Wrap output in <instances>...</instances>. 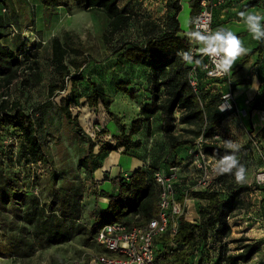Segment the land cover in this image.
I'll return each instance as SVG.
<instances>
[{
	"label": "rangeland",
	"instance_id": "374dc122",
	"mask_svg": "<svg viewBox=\"0 0 264 264\" xmlns=\"http://www.w3.org/2000/svg\"><path fill=\"white\" fill-rule=\"evenodd\" d=\"M181 1L182 9L178 14L180 22L183 21L186 12L185 2L187 1L188 4L189 0ZM165 2L166 0H119L118 7L130 16V20L121 30L113 34L109 33V19L99 10L84 11L74 6L46 9L40 4L41 9L45 8V11L40 13L34 4H31V9L27 8L23 0H16L12 8L5 6L4 13L14 18L15 23L7 25V28L13 33L11 39L15 40V47L20 46L19 49L14 50L20 64L15 68L14 78L9 83H6L7 76H0V105H5V109L15 106L31 115L36 136L48 162L32 164L26 161L12 129L0 125V160L3 164L4 177L18 192L35 196L41 202H48L52 190L61 185L75 189L80 196L79 221L84 224V232L73 234L69 241L61 244L38 247L29 257L0 255V264H95L94 257L102 251L93 240L86 238L88 237L86 234L94 222L93 215L100 211L97 207L99 192L93 179L82 166L81 159L88 152L90 143L96 144L100 139L110 138V135L102 134L101 129L107 127L112 132H118L123 126L125 130H128L131 120L139 113L140 105L146 101L145 97L151 95L146 90L147 87H152L149 70L125 63L121 54L124 48L132 44H143L147 39L161 36L169 29ZM262 4L264 6V0ZM246 8L247 4L241 10ZM40 16L43 25L31 26ZM30 21H32L31 24ZM29 27H32L33 33H24V30ZM53 37H58L61 43L66 41L68 45V55L65 59L70 71L68 75L59 74L51 61L50 39ZM71 47L77 52H72ZM69 59H76V61L84 59L85 62L80 69L75 70L68 64ZM251 65L254 66L252 78H254L253 85L257 88V93L249 102L247 109L244 108L247 115L239 117L234 109L229 113L221 114L220 123L212 135V137L218 136V140L215 141L219 144L225 145L226 140L238 143L242 147L238 156L247 170L246 178L242 182H237L234 171L232 173L219 171L216 174L212 186L220 193L221 198L226 197L229 184L246 182L264 184V180L257 179V175L264 171V115L258 121H252L250 116L251 106L264 89V41L260 51L253 54L247 64L246 77ZM234 67L228 71L230 87L242 80L233 78ZM79 72L85 78L95 82L112 98L110 110L115 117H110L101 104L96 108L87 105L85 96L90 89L88 82L78 80L73 83L70 80L71 74ZM119 80L128 81L129 89H137L139 95L136 100L116 89L115 82ZM223 82L201 79L200 83L203 87L201 95L204 102L220 103L221 95L228 85V82L226 84ZM250 82H252L251 78ZM51 83L62 85V90L50 95L48 85ZM72 90L78 98L68 104L71 114V118L68 119L62 107ZM158 97L160 101L165 99L164 88H160ZM256 110L261 108L258 107ZM262 111L264 112V109ZM181 113L180 109L174 112L176 126L172 134L178 139H188L189 144L174 150L170 149L166 135L159 133L155 138V149H146L145 142L148 139L142 136L144 144L140 153L150 155L148 154L150 150L153 159L156 157L157 162H160L157 156L162 155L163 160L166 161L168 157L166 151H168L171 155L167 160L169 166L178 167L179 177L184 178L181 183L186 188L185 192H189L195 191L189 187L193 184L197 173L194 164L196 143L206 139L204 135L208 122V110L206 109L205 118L202 120L183 124L178 122ZM73 118L77 119V125ZM212 137L210 139H213ZM175 150L179 152V155L173 156ZM124 155L121 157L122 160L126 158L131 160L130 156ZM127 166L129 164L125 162L124 167ZM114 186L112 179H109L99 185V188L111 192ZM190 197L188 199H191ZM193 203L194 207L192 208L191 204L190 211L185 217L191 221H198L196 205L200 204L201 200ZM250 204L249 194L245 195L242 208L236 210L233 215L241 213ZM17 205L22 209L23 202ZM105 205L98 203L102 210L106 208ZM230 223L233 226L231 231L234 229L237 231V228H234V221L230 220ZM239 237L248 239V243H259V247L249 261L237 264H264V233L258 231L257 227L253 229L249 237L244 234L236 236L230 233L217 251H208L201 244L199 247L201 257L196 259V264H217L220 256L226 257L228 254L239 252L238 247L246 243L236 240ZM260 239L262 240L259 241Z\"/></svg>",
	"mask_w": 264,
	"mask_h": 264
},
{
	"label": "trees",
	"instance_id": "16d2710c",
	"mask_svg": "<svg viewBox=\"0 0 264 264\" xmlns=\"http://www.w3.org/2000/svg\"><path fill=\"white\" fill-rule=\"evenodd\" d=\"M4 0H0L3 2ZM119 0H39L42 6L47 9L57 7L70 8L74 6L78 9L89 11L99 10L109 19V33L113 34L121 30L130 20V16L125 14L118 7ZM181 0H166V20L170 27L161 36L151 37L143 44H132L123 49L122 60L133 66H141L148 71L152 87H147L151 94L145 97L139 107L138 115L130 122L128 130L121 126L119 135L115 142L104 141L99 145L97 152L93 151L95 143H90L88 152L81 159L82 166L89 173L92 179L93 171L99 167L100 157L111 151L122 148L121 153L125 154L131 149L141 146L139 139H133V135L141 130L142 124L149 121L151 117L159 113L161 119V131L166 135L170 149L189 144L188 139H178L172 134L175 129V115L177 109L182 110L178 117V122L191 123L205 118V111L208 110V122L206 125L205 138L202 142L203 151L220 160L223 156L230 154L231 150L225 145L210 140L214 129L219 125L221 114L218 104L204 102L202 98V85L200 83L199 93L193 91L189 85L185 72L187 70L184 53L189 49L187 37L193 32V20L198 11L200 0H189L190 7L188 36H178L180 31L177 16L181 10ZM262 41L243 55L235 65V72L240 71L249 61L253 54L260 51ZM68 45L66 41L61 43L58 37L50 40L51 61L59 74H70L65 59L68 55ZM71 51L76 53V49L71 47ZM69 65L75 70L80 69L85 60L69 59ZM20 64L17 53L9 48H5L0 41V76H7L6 83L14 78V70ZM254 66L249 68V78L241 80L238 84H249L253 76ZM70 80L75 83L78 80H86L90 85L89 92L85 100L89 107L96 108L101 104L110 117L115 114L110 110L112 98L103 92L98 85L90 79L85 78L81 73L71 74ZM129 82L119 80L115 82L118 91L136 100L139 93L137 89H129ZM160 88L165 89V99L159 100L158 92ZM62 90V85L51 83L48 85V93L51 95L55 91ZM78 95L71 91L70 96L65 100L62 107L64 115L70 119L71 114L68 104L74 102ZM264 102V89L260 93L252 109L260 107ZM77 125V119L73 118ZM0 125L12 129L16 141L23 151V157L32 164H46L47 156L44 154L39 140L35 133V125L31 115L23 109L12 107L5 109V105H0ZM102 134L107 133L106 129H101ZM240 147L237 155L240 154ZM3 164L0 160V255H13L18 257H29L36 249L57 245L67 242L73 234L83 233L84 224L80 218V196L71 187L61 185L52 190L48 202H41L37 197L18 192L12 183L5 179L3 174ZM154 169L151 165L144 169L134 170L128 179L122 177L112 178V182L118 187L116 195H105L108 204L104 210L97 211L93 215V224L86 234L87 239L93 240L96 229L103 223L112 221H123L130 225L146 227L147 221L158 212L159 187L153 178ZM254 190L264 192V184H229L226 190V197L221 198L220 193L215 189L203 191H189L187 195L201 200L198 206V221L186 220L183 216L177 220V230L170 238L163 234L156 239L159 245L156 259L161 264H189L192 258L197 256L201 244L208 251H217L225 238L231 233V226L228 219L236 210L242 208L243 197ZM185 193L181 195L180 202L185 198ZM23 202L22 209L19 205ZM264 202V197L262 198ZM17 205V206H16ZM10 209L9 211H7ZM248 239L242 238L245 242ZM173 243L171 253L168 256L164 248L167 243ZM209 242V243H208ZM240 250L235 254H228L226 257L220 256L217 264H237L249 261L257 252L258 246L254 243H243L238 247Z\"/></svg>",
	"mask_w": 264,
	"mask_h": 264
},
{
	"label": "built area",
	"instance_id": "2783aa9c",
	"mask_svg": "<svg viewBox=\"0 0 264 264\" xmlns=\"http://www.w3.org/2000/svg\"><path fill=\"white\" fill-rule=\"evenodd\" d=\"M225 1L200 0L198 11L193 20V30L205 33L209 30H216L218 27L213 23L212 9ZM187 39L189 49L186 53L191 55V60H185L187 65L185 77L193 91L199 93L202 78L206 79V81H224V84L228 82L225 92L221 95L218 109L222 113H229L234 109L239 117H245L247 115L246 110H236L234 108V95L228 78L229 70L225 72L219 66L218 58L204 51L203 45L195 44V41L190 36ZM197 61L200 63L197 64ZM212 138L214 141L218 140L217 135ZM206 140H200L196 143L194 164L197 173L193 184L189 187L195 191L213 189L214 177L219 172V160L207 155L202 149V142ZM259 176H261L260 180H264V171L257 175V179H259ZM153 178L159 187L157 214L147 221L145 228L130 225L123 221L101 224L96 229L93 237L94 243L102 251L94 257L95 264H161L156 259L157 251L159 250L156 239L163 234H167L170 238L175 235L178 218L186 215L184 201L187 192H185V198L181 203V193H179L177 188V184L180 182L177 166H171L168 172H162L157 169L153 173ZM173 247L174 244L169 242L164 248L168 256ZM189 264H196L195 257L192 258Z\"/></svg>",
	"mask_w": 264,
	"mask_h": 264
},
{
	"label": "crops",
	"instance_id": "0c3cea01",
	"mask_svg": "<svg viewBox=\"0 0 264 264\" xmlns=\"http://www.w3.org/2000/svg\"><path fill=\"white\" fill-rule=\"evenodd\" d=\"M15 1L16 0H4L3 2H0V41L5 48H9L12 50L19 49L20 46L15 47V43H14L15 40L12 41L11 39V36L13 35V33L10 31L9 28H7V25L9 24L13 25L15 23L14 18L4 13V11H5V6L7 7L9 6L10 8H12ZM262 1L263 0H226L224 3L212 9L213 23L217 27H223V28L233 31L236 35H238L241 38L244 46L249 51L250 49L254 48L256 42L258 43V41L252 38L251 34L249 33L247 29V26L243 22V19L240 17L239 13L243 11V12L250 13V14L264 15V6L262 4ZM23 2L26 4L27 8L31 9V4H34L40 13L45 11V8L41 9L40 7L41 3L39 2V0H23ZM180 4H181V9H182V1L180 2ZM185 4H186V12L184 14L183 21L180 22L177 16V20L179 23V29H180L177 35L180 37L185 36V35L188 36L187 33L190 30V25H189L190 7H188L189 5L187 4V1L185 2ZM246 4H247V8L245 10H241V8ZM58 8H61V7H57L54 9H58ZM41 20H42V17L40 16L34 20L33 24H31L32 21H30V24L31 26L34 24H36L37 26L43 25ZM26 32L33 33L32 27H29L27 28V30H24V33ZM195 44L202 45L196 41H195ZM13 47L15 49H13ZM242 56L243 55L237 58V60L233 63L232 67L236 65V63ZM247 64L240 71L238 72L234 71L233 78H237V79L239 78L242 80L249 78V70H248V77H246ZM252 77H251L252 82H250L249 84H238L240 82L239 81L238 83L235 84V86L231 87V90L234 95L233 105L236 110H243L244 108L248 107L249 102L257 93V88L254 87L253 85L254 78ZM260 108L261 110H256V109L251 110L250 116H251L252 121L254 120L258 121L261 119V116L264 115V112L262 111L264 109V102L260 105ZM105 128L107 131V133L105 134L107 136L110 135V138H103V139L98 140L97 143L95 144V149L93 150L94 152L98 151L99 145L104 141H109L111 143H114L115 142L114 138L118 136L120 133L119 130L118 132L117 131L112 132L111 130L107 129V127ZM159 133L162 135L163 132L161 131L160 115L159 113H157L153 117H151L149 121H145L142 124L141 130L138 133L133 135L132 137L133 139L135 140L139 139L141 141V146L137 149H131L127 153H125V155L131 157V160H128L127 158L126 160H122L121 157L123 156V153L120 152L122 148H119L117 151H111L107 154L101 155L99 167L96 168L92 173V179L95 185L97 186V189L99 192V196L97 197V207H99L100 210H102L103 208L101 206H98V203L106 204L105 206H107L108 204V199L106 198L105 195L107 194L116 195L118 191V187L116 186H114L111 192H107L99 188V185H102L104 182H107L109 179L115 178L117 176L128 179L134 170L138 168L144 169L145 167L149 165H151L156 170L158 169L162 172H168V170L170 169V166H169V161L167 160H168V157L171 156L168 151H166V154L168 155V157H166L167 162L164 161L165 159L163 160L162 155L157 156L160 159V162H157L158 159L156 157H154L153 159V155L150 150L148 152V154L150 155H142L140 153L142 152L141 149L144 144V142L142 141V136H145L148 139L145 142L146 149L154 150L155 145H156L155 138L157 134L159 135ZM173 152H174L173 156L179 155V152L177 150ZM123 161L127 162L129 166L124 167L125 162ZM182 181H184V178L180 177V182L177 184V188L179 190V193H181V195L185 193L186 191L185 190L186 188L183 186V183H181ZM245 184H250V183L246 182ZM249 196L251 200V204L249 205V207L245 210H242L241 213L233 215L231 218L228 219V223L231 226V230L233 229V226L230 223V220L234 221V225H235L234 228H237L236 229L237 231H234L235 230L234 229L233 231H231V233L235 234L236 236H241L242 234H244V236L249 237V234L253 231L255 227H257L258 231H260L261 233H264V202H262V198L264 197V192L261 190H254L249 193ZM188 198H189V195L186 196V199L184 201V209L186 210V215L190 211L189 208L191 204L193 208L194 207L193 202L198 201V199L196 198H192V197H190L191 199H188ZM198 206L199 204L196 205V207ZM196 213H197V217H196V220H197L198 209L196 210ZM184 218L186 220H189L185 216ZM192 222H196V221L192 220ZM240 239L241 238L239 237L236 240L240 241ZM261 240L262 239H260L259 241ZM255 245L259 247V243H256ZM198 257H201V255L199 254H197V256L195 255V259H197Z\"/></svg>",
	"mask_w": 264,
	"mask_h": 264
},
{
	"label": "clouds",
	"instance_id": "9594fccd",
	"mask_svg": "<svg viewBox=\"0 0 264 264\" xmlns=\"http://www.w3.org/2000/svg\"><path fill=\"white\" fill-rule=\"evenodd\" d=\"M240 17L247 26L252 38L257 41H264V15L240 12ZM190 38L202 44L203 50L218 58L219 66L227 72L241 55H245L248 49L244 46L241 38L233 31L223 27L216 30H209L206 33L199 30L190 33ZM223 54V55H221ZM185 60H191L189 53L184 54ZM197 64L200 62L197 61ZM226 148L231 150L230 154L223 156L218 161V168L221 173H232L234 171L237 182L246 178V166L241 163L237 153L240 145L232 140L224 141Z\"/></svg>",
	"mask_w": 264,
	"mask_h": 264
},
{
	"label": "bare ground",
	"instance_id": "6f19581e",
	"mask_svg": "<svg viewBox=\"0 0 264 264\" xmlns=\"http://www.w3.org/2000/svg\"><path fill=\"white\" fill-rule=\"evenodd\" d=\"M259 179H261V176H259Z\"/></svg>",
	"mask_w": 264,
	"mask_h": 264
}]
</instances>
